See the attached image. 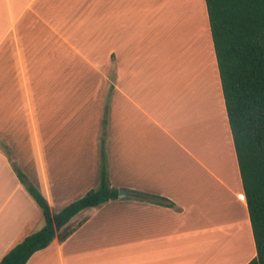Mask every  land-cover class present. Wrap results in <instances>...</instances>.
Listing matches in <instances>:
<instances>
[{"label":"crops","instance_id":"1","mask_svg":"<svg viewBox=\"0 0 264 264\" xmlns=\"http://www.w3.org/2000/svg\"><path fill=\"white\" fill-rule=\"evenodd\" d=\"M144 3L0 0V258L43 225L20 172L55 213L97 187L101 169L126 195L77 213L25 264L255 256L213 45L202 44L210 92L184 83L177 95L145 52Z\"/></svg>","mask_w":264,"mask_h":264},{"label":"trees","instance_id":"2","mask_svg":"<svg viewBox=\"0 0 264 264\" xmlns=\"http://www.w3.org/2000/svg\"><path fill=\"white\" fill-rule=\"evenodd\" d=\"M221 90L231 131L256 254L246 264H264V0H204ZM19 174V173H18ZM19 177L43 217L40 229L26 234L0 264H25L73 216L116 199L101 169L99 184L57 212L20 172Z\"/></svg>","mask_w":264,"mask_h":264},{"label":"rangeland","instance_id":"3","mask_svg":"<svg viewBox=\"0 0 264 264\" xmlns=\"http://www.w3.org/2000/svg\"><path fill=\"white\" fill-rule=\"evenodd\" d=\"M143 1L145 11L139 15L143 24L141 31L149 43L145 52L147 48L152 52L148 56L153 58L150 65H155L159 74L161 70L164 84L172 85L175 90L181 87L177 95L184 92V83L189 85H186L188 90H196L195 96L198 98L202 97V92L209 93L212 86L208 75L210 64L202 51V44L209 48L212 41L204 0H199L202 12L200 20H197L198 17L195 19L196 10L192 0H157L158 5H154L156 2L153 4L152 0ZM204 37H207L208 44ZM101 64L103 77L107 80V61ZM93 79L96 81V78ZM71 80L72 83L76 82L75 77H69Z\"/></svg>","mask_w":264,"mask_h":264},{"label":"water","instance_id":"4","mask_svg":"<svg viewBox=\"0 0 264 264\" xmlns=\"http://www.w3.org/2000/svg\"><path fill=\"white\" fill-rule=\"evenodd\" d=\"M123 195H126V193L123 192L122 190H119V191H118V196L121 197V196H123Z\"/></svg>","mask_w":264,"mask_h":264},{"label":"bare ground","instance_id":"5","mask_svg":"<svg viewBox=\"0 0 264 264\" xmlns=\"http://www.w3.org/2000/svg\"><path fill=\"white\" fill-rule=\"evenodd\" d=\"M197 1H198V0H197ZM177 2H178V1H177ZM197 3H198V2H197ZM174 5H175V4H174ZM183 5H184V4H183ZM183 5H182V6H183ZM198 5H199V4H198ZM194 8H195V7H194ZM199 8H200V6H199ZM189 9H191V8H189ZM195 9H196V8H195ZM198 10H199V9H198Z\"/></svg>","mask_w":264,"mask_h":264}]
</instances>
